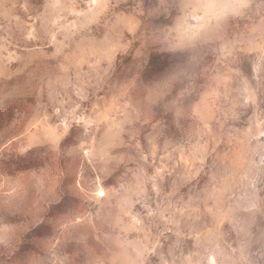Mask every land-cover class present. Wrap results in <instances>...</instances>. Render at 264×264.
I'll return each instance as SVG.
<instances>
[{"label": "rangeland", "instance_id": "rangeland-1", "mask_svg": "<svg viewBox=\"0 0 264 264\" xmlns=\"http://www.w3.org/2000/svg\"><path fill=\"white\" fill-rule=\"evenodd\" d=\"M91 2L0 0V264H264V0H112L110 29ZM105 30L117 103L96 112ZM185 151L199 175L173 170Z\"/></svg>", "mask_w": 264, "mask_h": 264}, {"label": "clouds", "instance_id": "clouds-1", "mask_svg": "<svg viewBox=\"0 0 264 264\" xmlns=\"http://www.w3.org/2000/svg\"><path fill=\"white\" fill-rule=\"evenodd\" d=\"M91 3H95L98 5L97 11L99 14V25L103 29H110L112 27L110 18L106 15L108 8L112 5V0H92ZM111 36L110 31H101L98 38H93L92 46L89 50L85 51L84 59L88 65L86 74L83 78L87 81L88 89V97L86 101L83 102V105H91L93 110L96 112H103L105 108L109 105H115L117 103V97L112 95L109 97L107 101H104L103 96L97 97V93L107 87L108 77H109V68L111 66V62L114 59L115 49L109 45V39ZM81 40L87 41L84 37L76 38L72 42V47H69L67 50V55L69 58L72 57L73 48L77 45V43ZM87 48V44H85ZM81 72H84L83 66L81 68ZM36 83V81H35ZM41 87H43V80L39 81ZM13 93H7L3 97V99L11 98ZM56 97H53L51 100L48 96H45L44 92L37 93L34 87L30 90V85L27 84L26 90H24L21 94V103L24 106L29 105L34 102L36 107H55ZM101 101H104L101 103ZM79 102V101H77ZM2 103V100H0ZM208 133H211V129L207 128ZM214 150V149H213ZM143 164L145 165H155V161H149L147 156L141 157ZM180 165H184L188 170H190L193 176L199 175L200 172L204 171V160H197L193 158L189 152L185 151L181 155L178 156L173 161L172 167L175 171ZM163 169L159 167L153 168V174L147 177V180L152 183V189L156 193L158 207L163 205L165 212L171 215H178L184 209L182 206H179V202H173L171 197L175 195V188L172 191H166L164 187H157L158 184H164V178L161 177L160 173ZM144 178L141 177V184H143ZM173 185L176 184V176L172 178ZM145 189L142 188V191ZM8 196H12L6 194Z\"/></svg>", "mask_w": 264, "mask_h": 264}, {"label": "snow or ice", "instance_id": "snow-or-ice-1", "mask_svg": "<svg viewBox=\"0 0 264 264\" xmlns=\"http://www.w3.org/2000/svg\"><path fill=\"white\" fill-rule=\"evenodd\" d=\"M22 94V93H21Z\"/></svg>", "mask_w": 264, "mask_h": 264}]
</instances>
